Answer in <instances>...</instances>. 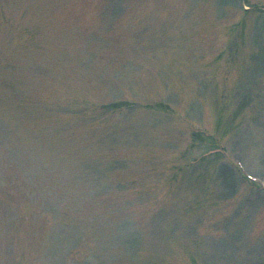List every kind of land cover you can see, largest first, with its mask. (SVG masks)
Here are the masks:
<instances>
[{"label": "rangeland", "instance_id": "obj_1", "mask_svg": "<svg viewBox=\"0 0 264 264\" xmlns=\"http://www.w3.org/2000/svg\"><path fill=\"white\" fill-rule=\"evenodd\" d=\"M0 264H264V0H0Z\"/></svg>", "mask_w": 264, "mask_h": 264}]
</instances>
